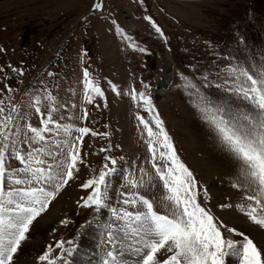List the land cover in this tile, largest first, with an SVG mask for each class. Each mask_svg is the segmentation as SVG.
I'll use <instances>...</instances> for the list:
<instances>
[{"label":"rangeland","instance_id":"1","mask_svg":"<svg viewBox=\"0 0 264 264\" xmlns=\"http://www.w3.org/2000/svg\"><path fill=\"white\" fill-rule=\"evenodd\" d=\"M97 3L102 6L95 8ZM153 22L162 29L163 37ZM142 48L145 51H140ZM260 54H264V0H0V99L6 112L9 97L19 106V113H13L20 128L19 140L24 139L26 123L42 127L46 100L42 98L41 113L29 104L35 94L45 96L44 89L55 97L53 119L73 125V140L80 135L76 128L90 129L77 142L79 159L73 178L34 221L14 264H47L38 257L49 246L50 255L61 258L56 248L61 240L71 253L75 251L96 216L107 212L110 220L111 207H128L123 205L122 194L131 190L129 174L139 178L141 168L147 175L140 194L153 201L155 210L166 211V191L153 163L163 166L167 158L159 156L162 149L155 145L153 160L147 129L139 119L143 117L156 131L155 114L163 121L177 156L197 181L198 202L228 227L248 234L251 222L236 207L245 202L244 194L232 186L236 165L217 146L214 134L192 107L181 76L202 83L201 78L207 75L209 81L218 82L215 74L227 63L226 57L243 60L251 55L258 60ZM84 68L104 93H89L91 102L84 99ZM12 69H22V73ZM204 90L209 95L220 94L214 86ZM140 92L151 98L153 111L139 100ZM50 135L55 140L65 139ZM14 138L9 136V154ZM16 146L30 151L27 144L18 142ZM62 147L66 156L67 147ZM9 154L7 166L22 167ZM105 164L116 169L106 177L108 207L84 206L91 189L81 185L98 176ZM89 238L104 247L102 240ZM232 238L242 239L235 233ZM64 258L70 264V255ZM227 261L238 264L231 257Z\"/></svg>","mask_w":264,"mask_h":264},{"label":"snow or ice","instance_id":"2","mask_svg":"<svg viewBox=\"0 0 264 264\" xmlns=\"http://www.w3.org/2000/svg\"><path fill=\"white\" fill-rule=\"evenodd\" d=\"M101 6L99 3L94 5L95 8ZM153 27L161 37L164 36L155 22ZM117 31L122 30L117 28ZM225 59L227 63L215 74L218 82L209 81L204 75L202 83H197L182 75V87L191 98L190 103L200 119L214 134L212 138L217 146L236 165L232 186L244 194L245 202L236 207L251 222L248 234L236 227H228L198 202L197 181L177 156L159 115L153 117L156 131L140 117L147 129L153 160L157 153L155 145L162 149L159 156L167 158L163 166L153 163L166 191L163 198L166 211L155 210L153 201L140 194L139 189L146 183L144 169H140L142 175L139 178L130 173L128 183L131 190L122 194L123 205L128 207H111L112 219L102 226L104 247L101 248L99 264H228V257L238 264H264V54H260L258 60L251 55L243 60L233 56ZM8 67L11 68L10 65ZM12 70L22 73V69ZM83 84L86 101L91 102L89 93L104 95L90 78L87 68L83 70ZM213 86L219 95H209L204 90ZM43 91L46 95L35 94L29 107L41 113L43 98L47 102L46 118L40 121L42 127L26 123L23 140H19L20 128L13 115L19 113L18 104L11 102L9 97L6 112L4 100L0 99V137L3 138L0 141V264H14V256L21 249L22 242L28 239L34 221L73 178L79 159L77 142L82 141L83 134L90 131L87 127L76 128L80 135L73 140V125L60 124L53 119L55 97L47 89ZM131 95L133 100L137 99L135 90ZM138 96L145 107L153 111L151 98L145 92H140ZM83 115L86 117L87 112ZM13 127L15 132L11 131ZM51 133L63 135L65 139H52ZM10 135L15 138L10 141L9 154ZM18 142L27 144L30 151L19 149L16 146ZM37 144L39 147H34ZM62 145L67 147L66 156L63 155ZM6 154L19 161L22 167L9 168ZM111 164L115 165L116 160L112 159ZM115 171V168L105 164L98 176L81 185L91 189L84 206H95L98 210L108 207L109 181L106 177ZM151 179L149 176L148 182ZM204 197L208 198L207 191ZM130 207L143 210L129 211ZM61 223L66 224L67 221L62 220ZM233 233L242 239L232 238ZM64 244L62 240L56 244L61 258L50 255L52 246H49L38 259L47 264H69L64 255H70L71 249L65 248Z\"/></svg>","mask_w":264,"mask_h":264},{"label":"bare ground","instance_id":"3","mask_svg":"<svg viewBox=\"0 0 264 264\" xmlns=\"http://www.w3.org/2000/svg\"><path fill=\"white\" fill-rule=\"evenodd\" d=\"M107 217H108L107 212H103L98 216H96L95 218L96 221H94L90 225L89 229L85 231V233L83 234L82 238L78 243L76 250L70 254L71 257L70 264H99L100 261L99 253L101 251L100 250L101 246L100 244L99 245L94 244L89 237L95 239V241L101 242L102 235L104 233V229L102 226L105 222L108 221ZM85 248L88 249L84 251L83 249ZM86 251L87 252L89 251V253H87ZM95 256H97L98 258L96 259Z\"/></svg>","mask_w":264,"mask_h":264},{"label":"water","instance_id":"4","mask_svg":"<svg viewBox=\"0 0 264 264\" xmlns=\"http://www.w3.org/2000/svg\"><path fill=\"white\" fill-rule=\"evenodd\" d=\"M164 52H165V50H164ZM166 60H167V59H166ZM164 87H165V88H167V87H168V85H165Z\"/></svg>","mask_w":264,"mask_h":264}]
</instances>
